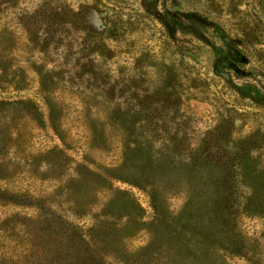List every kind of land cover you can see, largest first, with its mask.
<instances>
[{
    "label": "rangeland",
    "instance_id": "1",
    "mask_svg": "<svg viewBox=\"0 0 264 264\" xmlns=\"http://www.w3.org/2000/svg\"><path fill=\"white\" fill-rule=\"evenodd\" d=\"M119 104L154 137L185 131L224 187L226 217L193 259L110 231L121 216L93 246L48 229L74 171L122 163ZM263 246L264 0H0V264H250Z\"/></svg>",
    "mask_w": 264,
    "mask_h": 264
},
{
    "label": "trees",
    "instance_id": "2",
    "mask_svg": "<svg viewBox=\"0 0 264 264\" xmlns=\"http://www.w3.org/2000/svg\"><path fill=\"white\" fill-rule=\"evenodd\" d=\"M108 76L107 78L117 80L115 87L126 85L130 80L116 77L113 71H110ZM145 103L146 101L138 104L139 110ZM129 106L119 104L118 116L116 121H113L114 125L124 127L121 131L114 129L120 137L122 163L108 172H92L86 168L74 171V176L69 180V188L67 184L64 187V195L70 199L65 201L66 205L63 203L60 206L57 214L53 215L54 219L48 220V229L57 233L55 235L59 234V237L67 232V243L72 235L86 231V236L88 235L91 241L89 244L93 246L96 242L93 233L98 225L111 216L116 219L121 216L123 221L117 225L108 222L110 226L107 228L110 231L145 230L149 234L148 244L160 240V245L170 247L175 252L180 242L185 248L184 257L193 259L194 239L200 240L201 246L210 243L211 240H205L206 229L210 226L215 228L216 219L223 215L226 217L222 204L226 201L224 187L220 180L218 183L213 180L214 172L209 167V160L199 152L201 144L190 148L191 144L187 142L188 135L185 131H169V128L162 130L164 135L161 137H154L146 133L147 130L142 124L133 127ZM96 192L101 196L99 201ZM137 192H141L140 198L137 197ZM173 198H179L180 205L173 202L170 205ZM235 199L238 200L237 197ZM62 201L64 199L60 200V203ZM91 204L92 207L86 212L94 217L91 216L88 230L86 225L82 226V230L79 225H83L81 221L75 223L72 220L84 211L85 206ZM67 214L74 218L69 219ZM82 216L81 214L80 217ZM141 216L149 217L147 223L137 221L136 218ZM96 219H99L97 224ZM223 223L222 227H229L231 224L229 219ZM99 239L107 243L105 238ZM83 240L88 242L85 237ZM255 254L259 259L250 264H264V246L256 250ZM167 255L168 261L173 258L178 260V253L175 257Z\"/></svg>",
    "mask_w": 264,
    "mask_h": 264
}]
</instances>
